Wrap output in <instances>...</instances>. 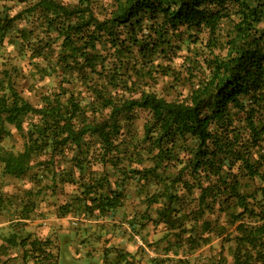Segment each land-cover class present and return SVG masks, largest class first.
<instances>
[{"label":"trees","instance_id":"16d2710c","mask_svg":"<svg viewBox=\"0 0 264 264\" xmlns=\"http://www.w3.org/2000/svg\"><path fill=\"white\" fill-rule=\"evenodd\" d=\"M102 1L0 0L1 177L34 185L0 187V218L33 223L50 196L63 198L61 220H101L131 199L143 210L129 226H160L165 255L216 232L214 264H226L224 243L229 264H264V0ZM24 61L53 82L35 103L18 85ZM171 90L181 98L166 99ZM139 110L134 145L125 137ZM6 125L17 152L1 147ZM22 237L23 259L56 264L55 238Z\"/></svg>","mask_w":264,"mask_h":264},{"label":"rangeland","instance_id":"374dc122","mask_svg":"<svg viewBox=\"0 0 264 264\" xmlns=\"http://www.w3.org/2000/svg\"><path fill=\"white\" fill-rule=\"evenodd\" d=\"M63 1L70 2L72 0ZM102 2L108 3L107 0ZM6 5L11 8V12L18 10V7H15L13 3H7ZM189 48L192 49L193 45H190ZM10 50L11 48H8V51ZM186 50L187 47L184 46L180 53V57L176 60L177 63H181L183 57L188 54ZM10 57L13 56L10 55ZM18 61L19 60L15 59L12 62L18 64ZM21 66L22 71H19L18 69L19 74H24L25 77L18 79V85L19 87L25 88L24 95L29 96L31 98L29 101L35 103L37 100H34L33 94L51 88L53 82L48 78L41 80L39 75L30 76L33 69L31 66L27 65V62H22ZM161 85L162 82H159L153 90L160 92ZM28 88L32 91H28ZM177 92H181V90H171L170 93L166 95V99L173 100L181 98ZM185 92L186 91H183V94H185ZM146 119L147 113L145 111L139 110L135 113L133 124L129 128V131L126 132V141L132 140L134 145L140 141L143 134V125L146 122ZM5 128L10 132V135L3 141L1 147L13 152L19 151L22 147L21 137L14 127L6 125ZM33 186L32 182L24 180L21 182L9 177H1L0 166V187L3 188L2 192L4 194L12 195L15 192H18L17 190H21L22 188L24 190L26 187L34 188ZM65 190L67 193L71 191L68 187H66ZM43 200L44 202L41 203L37 209V212L41 215L36 217L32 224L40 228L54 227V229H56L57 226L62 227L64 225L68 228L69 231L66 230L68 231L67 235H59L60 241L67 237L68 241L71 243V253L67 256L68 258L65 264H79L75 262L78 260L77 256L79 255V259L82 260L81 264H104L109 261L111 264H118V262L115 263L116 260H114V257L121 252H124L131 257H128L126 262H121L119 264H128L127 262H133V264H148L150 258L159 257L162 259L167 257L171 258L170 261H165L166 264H179L173 263V260L179 259L184 260L186 262L185 264H214V259L211 258H214L213 256H216L219 251V241L221 237H218L216 232H212L210 242L194 250H189V254L183 255L182 251L177 249V254L174 255L170 251L165 255L163 250L165 242L158 243L157 241L163 234L160 226L154 229L153 226L147 225L141 230H139L138 223L134 229L129 226L128 222L130 218L141 213L143 210L142 205L137 204V202H134L131 199L127 200L112 217L108 216L101 220H87L82 217L75 218L73 216H68L59 221L54 214V207L55 204L61 202L63 198L47 196L43 198ZM52 240L54 241V239ZM52 240H50L51 243ZM228 248L233 249V243H224L223 245L222 252L223 255L226 256V264H229L231 261L227 254ZM133 255L135 256L134 258ZM84 259L86 260V263H84Z\"/></svg>","mask_w":264,"mask_h":264},{"label":"crops","instance_id":"0c3cea01","mask_svg":"<svg viewBox=\"0 0 264 264\" xmlns=\"http://www.w3.org/2000/svg\"><path fill=\"white\" fill-rule=\"evenodd\" d=\"M58 227L56 229L54 227L40 228L32 223L15 226L9 225L5 219L0 218V264H35L30 258H22L23 249L28 247V244L24 247L21 244L22 236L30 238V240L41 236L55 238L54 247L51 249L55 250L52 252L56 255V264H65L67 256L70 255V247L65 244V241L59 240V235L62 232L58 230ZM75 262L82 263L80 260Z\"/></svg>","mask_w":264,"mask_h":264}]
</instances>
